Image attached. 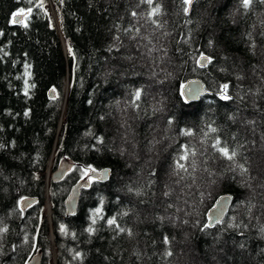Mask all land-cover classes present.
<instances>
[{
    "label": "trees",
    "instance_id": "16d2710c",
    "mask_svg": "<svg viewBox=\"0 0 264 264\" xmlns=\"http://www.w3.org/2000/svg\"><path fill=\"white\" fill-rule=\"evenodd\" d=\"M47 2L0 0V228L7 229L0 264H26L39 249L49 264L51 226L41 212L56 146L55 167L65 157L76 163L60 182L50 177L51 209L43 208L47 218L53 211L58 264H264V4L249 11L238 0H196L188 14L183 0H54L49 17ZM20 9L27 28L12 23ZM201 55L210 58L206 67ZM25 63L35 84L27 97ZM192 77L208 93L187 103L181 89ZM224 83L230 100L218 95ZM151 84L158 95H150ZM137 89L142 97L133 106ZM163 113L159 129L154 120ZM209 125L217 133L206 138ZM212 136L235 150L234 161L213 158ZM185 145L197 166L178 176L173 166ZM89 165L110 167L112 176L83 190L78 212L67 217L65 200ZM225 193L234 196L231 210L210 227L208 211ZM26 197L37 202L23 211ZM101 197L104 219L89 235L90 210ZM111 217L131 235L107 225Z\"/></svg>",
    "mask_w": 264,
    "mask_h": 264
},
{
    "label": "snow or ice",
    "instance_id": "6c2138e0",
    "mask_svg": "<svg viewBox=\"0 0 264 264\" xmlns=\"http://www.w3.org/2000/svg\"><path fill=\"white\" fill-rule=\"evenodd\" d=\"M140 3H148V4H152L153 0H139ZM193 2V0H183V3L185 5H191ZM29 3H31V0H29ZM238 3L240 5V8L244 9V10H251L254 4H264V0H238ZM42 6V4L40 5ZM139 6V4L137 5ZM28 13L31 14L33 9L30 7L28 8ZM154 11H158V9H154ZM132 16H137L136 12H132ZM26 19V17L24 16V9H20L19 12H14L12 14V23L14 24H21L23 27L27 28L28 24L24 23V20ZM259 23V27H260V32L259 35L264 36V18H262L260 21H258ZM254 28L256 27L255 25L253 26ZM249 36H251V33H248ZM0 51H2V49H0ZM69 54L74 56V53L72 52L71 47L69 48ZM5 55H7V53H5ZM200 62H203L205 60H208L210 62V58L206 57L204 55H201L199 58ZM200 66L203 67L204 64L200 63ZM30 68L31 65L25 63L24 64V88H23V94L27 97L29 96V91L30 88H35V84H31L29 85V79L31 78V72H30ZM22 77H17V79H21ZM229 87L230 85L228 83H224L223 85H221L219 87V92L218 95L220 96V99L222 100H230L232 99V96L229 94ZM52 92H55V89H52ZM198 94V90L193 89L192 91V95L196 96ZM181 95H184V93L182 92ZM132 96L134 97V102H133V106L135 105V101H139L142 97V90L141 89H137L132 93ZM54 98V97H53ZM89 104L92 103L91 100L88 101ZM30 115V110H26L24 112V116L28 117ZM101 119H103V117H101ZM169 123H171V121H169ZM209 131L208 133H205V137L207 138L209 134H215L217 133V129L215 127H211L210 125L208 126ZM183 135L185 136H193L195 135V133L192 130H185L183 133ZM214 140V143L211 144V148L213 150H215L216 152V156L213 158H224L227 161H234L235 156H236V152L234 149H230L229 147L225 146L221 139H219L216 136H212L211 137ZM100 142L102 143V139L100 140ZM5 147L3 144H0V148ZM196 151L191 149V147L189 145H185L184 146V153L181 154L177 160V164L175 166H173V171L176 173V175H180L181 173L185 172V171H191L194 170L196 168ZM229 170H233L231 169V165H229ZM97 173V169L92 167L91 165L83 168L82 170H80V176L79 179L84 181V183L81 185V187L84 188H89L92 186V184L99 182L100 180H104L107 178L108 173L107 171L100 173L99 175H96ZM154 175V174H153ZM194 178V177H193ZM129 192H131L133 189L130 187ZM103 204H104V198L101 197L99 200V204L97 207H95L94 209L90 210V226H88L85 231L91 235L94 233L95 229H94V225L97 223L98 220H103L104 219V209H103ZM30 206V205H29ZM74 214V213H73ZM129 214L128 211H124L123 213H121L120 215L122 216H127ZM162 219V218H161ZM107 225L114 226L115 229L118 230V232L120 233H125L127 232L128 235H131V231L128 229H125L124 227H121L118 223H117V217H111L108 218L106 220ZM7 229L5 228H0V236H2V234L4 232H6ZM60 231L61 232H66V229L64 227V225L60 226ZM261 231H264V229H261ZM73 237H75V233H72ZM165 244H169L170 240L165 237L164 241ZM168 255H171L170 252L167 253ZM82 254L77 252L75 253V256L77 258H79Z\"/></svg>",
    "mask_w": 264,
    "mask_h": 264
},
{
    "label": "water",
    "instance_id": "95a60500",
    "mask_svg": "<svg viewBox=\"0 0 264 264\" xmlns=\"http://www.w3.org/2000/svg\"><path fill=\"white\" fill-rule=\"evenodd\" d=\"M196 2V0H193L191 5H188L187 13L190 14L192 10L193 4ZM28 15L27 12L24 13V16L26 17ZM59 34V32H58ZM60 35V34H59ZM61 37V36H60ZM62 41V38H61ZM63 43V42H62ZM66 54V53H65ZM206 57H209L207 55H204ZM203 63L206 67L209 63L208 60H205ZM70 84V78L69 75L67 77V83L66 85ZM193 89L198 90V94L196 96L192 95ZM70 90V89H69ZM182 92L184 93L183 97L187 103H194L201 100L203 96H205L208 93L207 85L204 82V80L200 77H192L185 81V83L182 86ZM49 96L51 98L56 97V90L55 92H52V89L49 91ZM61 126H59L60 130ZM75 161L70 157H65L60 160V162L55 167L53 173L51 174L52 181L53 182H60L63 180L66 175L72 171V169L75 166ZM97 169L96 175H99L102 172L107 171L108 176L104 180H100L99 182L105 183L108 182L109 179L112 176V169L110 167H105L101 169ZM49 177V173L48 176ZM84 183L82 180H78L73 187L71 188L66 200H65V210H66V216H74L78 212L80 199L83 190L88 189L81 187V185ZM234 196L230 193H225L220 195L214 202L213 206L208 211V226L214 227L216 224L222 223L224 219L229 214L231 207L233 205ZM37 202V198L35 197H26L22 199L21 201V208L23 211H26L30 206H32L34 203ZM30 205V206H29ZM74 213V214H73ZM52 228V224H51ZM51 240L53 242V245L56 246L55 243V235L53 233V228L51 232ZM44 251L42 249H39L37 252H35L29 259V261L26 264H43V258H44ZM56 264H58V258L56 261Z\"/></svg>",
    "mask_w": 264,
    "mask_h": 264
},
{
    "label": "rangeland",
    "instance_id": "374dc122",
    "mask_svg": "<svg viewBox=\"0 0 264 264\" xmlns=\"http://www.w3.org/2000/svg\"><path fill=\"white\" fill-rule=\"evenodd\" d=\"M55 8L56 9V7H55V3H54V0H49V2H48V4H47V8H46V6H45V8L47 9V12H48V14H49V8ZM57 10V9H56ZM53 15H54V21H55V23L56 24H58L59 23V19H58V16H57V14H56V11L55 10H53ZM50 16V15H49ZM52 23V22H51ZM63 43H64V48L66 49V51L68 50V46H67V44H66V42L65 41H63ZM70 55V54H69ZM69 55H67V57L69 56ZM154 85V84H153ZM153 85L151 84L150 86H149V88L151 89H153ZM67 87V86H66ZM154 87H155V85H154ZM154 90H156L155 92H154ZM151 92H150V95H153V96H155V95H158L157 93V89H153V90H150ZM152 96V97H153ZM188 110H191V109H188ZM164 115L161 117V118H157L156 120H154L155 121V124L157 123V127L160 129V126L158 125L159 123H162V122H164L165 121V119H166V113H163ZM189 116V115H188ZM62 122H65V115H63V118H62ZM157 142L159 141V140H156ZM155 141V142H156ZM264 143V142H263ZM56 150H57V146L54 148V153H53V156H52V158H51V165H50V168L46 171V177H47V173H49V177H48V181H49V179H50V174H51V172H52V170H53V167H54V165H55V162H56ZM136 158V157H135ZM53 162V163H52ZM49 183V182H48ZM216 189L217 188H212L211 189V192L213 193V192H215L216 191ZM219 189V188H218ZM47 191H48V196H46V201L49 199V195H50V190H49V185H48V187H47ZM49 201V200H48ZM47 202H45V204H46ZM45 204H44V206H45ZM44 206H43V208H44ZM43 208H42V212H41V216H42V219H46L49 223L51 222V220H52V213L50 214V216L47 218L46 217V215H45V213L43 212ZM151 208H153V207H151ZM152 217H154V218H156L157 216L156 215H154V213L152 214ZM50 239H51V233H50ZM52 241V240H51ZM215 241H218V240H215ZM216 243L213 241H211V246H210V249H214L215 248V245ZM220 245L218 246V248L216 249L217 251H218V253H223L224 254V249L223 248H225L224 247V245H223V243H221V241H220V243H219ZM52 249V250H51ZM49 253V252H48ZM50 254H51V257H50V259H49V264H53V261H54V257L55 256H57V251H56V249L54 250V247H53V244H52V247L50 248ZM214 257V256H213ZM189 260H190V257H189ZM55 263H56V260H55ZM213 264H221L220 263V261H219V259H215L214 260V262H213Z\"/></svg>",
    "mask_w": 264,
    "mask_h": 264
},
{
    "label": "bare ground",
    "instance_id": "6f19581e",
    "mask_svg": "<svg viewBox=\"0 0 264 264\" xmlns=\"http://www.w3.org/2000/svg\"><path fill=\"white\" fill-rule=\"evenodd\" d=\"M49 2V1H48ZM48 4V3H47ZM56 7V6H55ZM46 8H47V5H46ZM47 10V9H46ZM56 29V28H55ZM63 47H64V44H63ZM64 51H65V48H64ZM67 56V55H66ZM70 76V75H69ZM69 88H70V85L68 84L67 85V87H66V95H65V104H64V111H63V113H65V110H66V107H67V98H68V94H69ZM63 113H62V115H63ZM65 115V114H64ZM61 118H63V116H61ZM61 120V119H60ZM61 122H62V120H61ZM61 126V125H60ZM63 127V126H62ZM58 133H59V131H58ZM60 136V135H59ZM56 139H57V137H56ZM56 141V140H55ZM53 163V162H52ZM50 165H51V160H50V164H49V166H48V169L50 168ZM52 166V165H51ZM47 169V170H48ZM51 175V174H50ZM49 182V181H48ZM48 185H49V183L47 184V187H48ZM49 201H48V203H50V206L48 207L49 208V211H50V209H51V200H50V195H49V199H48ZM47 203V204H48ZM53 247L56 249V246L55 245H53ZM36 250V249H35ZM55 258H56V261H57V256H55Z\"/></svg>",
    "mask_w": 264,
    "mask_h": 264
}]
</instances>
